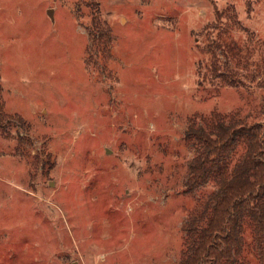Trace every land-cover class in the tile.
<instances>
[{
    "label": "rangeland",
    "instance_id": "374dc122",
    "mask_svg": "<svg viewBox=\"0 0 264 264\" xmlns=\"http://www.w3.org/2000/svg\"><path fill=\"white\" fill-rule=\"evenodd\" d=\"M262 105L264 0H0V264H180L187 130Z\"/></svg>",
    "mask_w": 264,
    "mask_h": 264
},
{
    "label": "trees",
    "instance_id": "16d2710c",
    "mask_svg": "<svg viewBox=\"0 0 264 264\" xmlns=\"http://www.w3.org/2000/svg\"><path fill=\"white\" fill-rule=\"evenodd\" d=\"M232 12L233 6L218 10L217 17ZM92 37L96 39L95 33ZM260 109L264 116V105ZM204 122L187 130L195 153L186 184L194 189L210 183L213 192L193 210L190 247L180 264H236L235 246L245 218L257 229L264 261V120L231 123L226 116L212 115ZM238 146L243 147L241 157L229 161Z\"/></svg>",
    "mask_w": 264,
    "mask_h": 264
},
{
    "label": "water",
    "instance_id": "95a60500",
    "mask_svg": "<svg viewBox=\"0 0 264 264\" xmlns=\"http://www.w3.org/2000/svg\"><path fill=\"white\" fill-rule=\"evenodd\" d=\"M75 264H77V263L75 262Z\"/></svg>",
    "mask_w": 264,
    "mask_h": 264
}]
</instances>
